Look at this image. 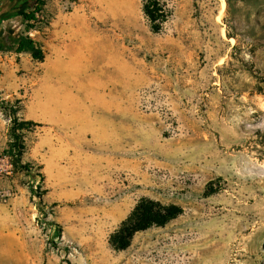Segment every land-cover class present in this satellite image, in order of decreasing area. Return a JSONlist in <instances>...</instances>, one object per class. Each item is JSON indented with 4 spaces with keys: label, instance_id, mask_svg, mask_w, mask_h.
Returning <instances> with one entry per match:
<instances>
[{
    "label": "rangeland",
    "instance_id": "1",
    "mask_svg": "<svg viewBox=\"0 0 264 264\" xmlns=\"http://www.w3.org/2000/svg\"><path fill=\"white\" fill-rule=\"evenodd\" d=\"M29 1L0 4V264H264V0H162L159 33L146 0ZM143 198L184 213L116 249Z\"/></svg>",
    "mask_w": 264,
    "mask_h": 264
},
{
    "label": "trees",
    "instance_id": "2",
    "mask_svg": "<svg viewBox=\"0 0 264 264\" xmlns=\"http://www.w3.org/2000/svg\"><path fill=\"white\" fill-rule=\"evenodd\" d=\"M37 10H39L40 0H33ZM144 12L152 24V30L159 33L162 30V24L168 19V11L162 0H146L144 4ZM37 11L24 13L27 22H35L37 20ZM34 29V27H31ZM18 44V52L29 51L32 58L37 61H44L45 53L40 43L30 36L15 37ZM13 128L12 132L15 136L16 143H23V130L28 125L38 126L35 122L25 123L21 121L16 110H12ZM20 150L23 148H19ZM14 157L11 151L4 152ZM14 160V159H13ZM16 171L18 163L14 160ZM184 213L181 206L175 204H165L161 201H155L149 198H143L135 207L129 218L123 223L122 227L113 234L111 238L112 245L119 250H126L130 247L132 239L138 233L145 232L152 227L166 226L171 221L177 219Z\"/></svg>",
    "mask_w": 264,
    "mask_h": 264
},
{
    "label": "built area",
    "instance_id": "3",
    "mask_svg": "<svg viewBox=\"0 0 264 264\" xmlns=\"http://www.w3.org/2000/svg\"><path fill=\"white\" fill-rule=\"evenodd\" d=\"M16 177L15 163L9 154L0 153V181L13 182Z\"/></svg>",
    "mask_w": 264,
    "mask_h": 264
},
{
    "label": "flooded vegetation",
    "instance_id": "4",
    "mask_svg": "<svg viewBox=\"0 0 264 264\" xmlns=\"http://www.w3.org/2000/svg\"><path fill=\"white\" fill-rule=\"evenodd\" d=\"M29 2H30L29 6H34L35 5V2L33 0H30ZM0 4H1V2H0Z\"/></svg>",
    "mask_w": 264,
    "mask_h": 264
},
{
    "label": "water",
    "instance_id": "5",
    "mask_svg": "<svg viewBox=\"0 0 264 264\" xmlns=\"http://www.w3.org/2000/svg\"><path fill=\"white\" fill-rule=\"evenodd\" d=\"M2 0H0V2H1Z\"/></svg>",
    "mask_w": 264,
    "mask_h": 264
}]
</instances>
